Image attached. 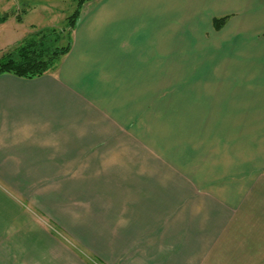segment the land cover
I'll return each mask as SVG.
<instances>
[{
    "label": "crops",
    "instance_id": "obj_1",
    "mask_svg": "<svg viewBox=\"0 0 264 264\" xmlns=\"http://www.w3.org/2000/svg\"><path fill=\"white\" fill-rule=\"evenodd\" d=\"M72 36L57 70L31 80L0 75V183L11 188L0 189L5 262L246 264L238 247L243 232L253 238L246 212L256 207L264 222V175L253 170L264 168V113L252 120L247 109L229 132L208 130L218 154L209 169L187 149L175 159L137 136V72L192 63L214 72L222 98L264 100V0H94ZM228 133L250 154L240 174L221 159L233 145ZM29 178L71 195L65 216L26 189ZM31 210L94 259L73 253Z\"/></svg>",
    "mask_w": 264,
    "mask_h": 264
},
{
    "label": "rangeland",
    "instance_id": "obj_2",
    "mask_svg": "<svg viewBox=\"0 0 264 264\" xmlns=\"http://www.w3.org/2000/svg\"><path fill=\"white\" fill-rule=\"evenodd\" d=\"M76 8L75 0H0V19L6 18L7 20L5 23H0V58L9 49L38 31L50 29L62 32L66 19L75 12ZM63 36L59 46L67 44V32L63 33ZM193 65L196 64L191 63L189 70L174 72H137L139 73L137 75V136H147L152 143H162L168 155H173L172 157L175 159H181L182 153H185L187 149L190 152L191 163L199 157L200 165L204 163V166L206 164L209 169L215 159L217 161L215 156L218 154L215 155L212 150L214 142L208 143V139H206L210 133L208 130H212L214 127L220 128L221 133L229 132L230 121L244 122L245 119L240 118L243 116L244 110L247 109L253 110L254 115H251L250 119L256 120L259 114L264 113V100L261 98H222L221 87L219 83H216L214 72L194 69ZM171 73L173 74L172 78L170 77ZM261 110L263 112H260ZM199 125L206 126L207 133L203 134V128H198ZM192 131V135L197 137H194L196 139H192L190 142L197 143L189 148L186 146V139L192 138L190 135ZM228 136L233 144V150H229L232 146L224 144L222 149H225V152L221 159L227 165L236 163L237 172L239 171L240 174L239 169L242 168L244 162L249 161L250 154L244 150L243 143L238 142L235 145V141H231V138L236 139V135L232 136L228 133ZM232 152L233 155H230ZM201 160H203L202 163ZM256 160L255 158L253 163H259ZM250 161L252 162V159ZM257 168L253 169L255 175H264V168L260 167L258 172ZM34 180V178H29V181L24 183L26 189L36 194L40 193L42 201L49 197L45 202L54 203L49 206L56 213L65 216L68 209L61 205L69 202L71 195L53 194L55 193L54 189L43 190L39 184L34 183ZM0 189L6 194L11 192V188L6 183H0ZM70 191L71 188L67 187L61 188L58 193ZM45 192L51 194L48 196ZM13 193L15 192L13 191ZM261 198V194H259L257 197L255 196L253 202L261 201ZM256 210L255 207L253 212L251 211L249 214L246 212L245 221L253 225V238L251 235L250 239V233L243 232L242 240L239 239V250L243 249V253L239 251V255L247 256L246 264H264V222L260 224L259 214L255 213ZM31 211L35 212L36 217L45 223L48 232L71 249L73 253L80 258H88L90 261L94 259V257L87 256L84 247L77 246L68 236L59 232L57 224L48 222L47 215L42 210V212ZM262 220L264 221V216H262ZM6 259L5 248L0 246V264H7ZM76 263L83 264L81 261Z\"/></svg>",
    "mask_w": 264,
    "mask_h": 264
},
{
    "label": "trees",
    "instance_id": "obj_3",
    "mask_svg": "<svg viewBox=\"0 0 264 264\" xmlns=\"http://www.w3.org/2000/svg\"><path fill=\"white\" fill-rule=\"evenodd\" d=\"M75 1L77 8L66 19L62 32L50 29L38 31L9 49L0 58V75L10 74L31 80L57 70L61 60L72 48V34L80 20L83 7L94 0ZM6 21V18L0 19V23ZM226 21L227 17L215 19V29H222ZM66 32L68 34L67 44L59 46L64 37L63 33Z\"/></svg>",
    "mask_w": 264,
    "mask_h": 264
}]
</instances>
